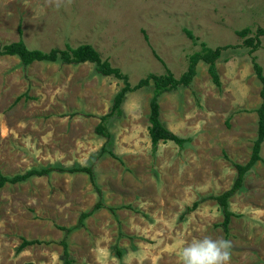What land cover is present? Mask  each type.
I'll return each instance as SVG.
<instances>
[{
    "label": "rangeland",
    "instance_id": "374dc122",
    "mask_svg": "<svg viewBox=\"0 0 264 264\" xmlns=\"http://www.w3.org/2000/svg\"><path fill=\"white\" fill-rule=\"evenodd\" d=\"M243 29L248 37L263 31L252 53L236 34ZM19 39L42 52L88 44L131 86L166 69L179 78L201 43L223 49L215 63L219 86L199 61L189 87L159 97L160 122L187 141L159 142L155 151L147 132L151 85L125 95L105 144L95 127L120 80L90 63L23 67L0 56V174L93 164L102 203L74 227L98 201L86 174L5 184L0 264H62V228H72L65 238L71 264H180L182 246L205 236L232 241L231 264H264V141L229 200L227 234L213 200L184 213L227 190L233 164L250 157L261 102L251 58L264 75V0H0V46ZM23 239L39 243L17 252Z\"/></svg>",
    "mask_w": 264,
    "mask_h": 264
},
{
    "label": "trees",
    "instance_id": "16d2710c",
    "mask_svg": "<svg viewBox=\"0 0 264 264\" xmlns=\"http://www.w3.org/2000/svg\"><path fill=\"white\" fill-rule=\"evenodd\" d=\"M249 30L243 29L237 31L236 34L243 38V45L250 47V53L254 52L258 47L259 39L258 35L263 34L262 30L257 32L254 37H248ZM186 34L190 39L193 40V36L190 32L186 31ZM200 51L194 52L187 58V67L185 72L179 78H174L171 72L166 69L164 74L154 75L148 74L143 79L137 81L134 86H131L128 82V78L123 74L118 68L112 67L108 61L102 60L97 53V51L88 44H82L75 48L66 46L64 49H51L49 52H42L40 50H30L25 47L23 41L19 39L17 42H12L0 46V56H14L19 60V63L26 67L34 62H60L66 65H77L81 63L93 64L95 71L102 76H111L117 80H120L122 86L113 96L111 105L108 112L100 115L98 117V124L95 127V133L103 138H105V144H109L110 135L107 130V123L111 118L121 116V104L128 92L135 91L142 87L151 85L152 95L149 100V112H148V136L151 143L152 151L156 150L157 144L159 142H173L174 144L181 147L187 140L179 138L171 131L166 129L159 119L160 109H159V97L171 91L177 90L179 87H189L196 74V64L202 61L206 64L207 73L216 86H219V78L216 71L215 63L220 56V52L223 48L216 47L215 49L208 48L205 44H200ZM251 63L255 77L260 82L261 88L259 91L260 105L257 108V132L256 138L253 142L252 150L248 161L244 164H233L235 169V177L232 181L231 186L219 195H210L207 197H202L198 201L194 202L191 207L186 208L184 213H189L193 211L200 203L206 200H213L218 210L222 215V221L219 223V227L223 230L225 234L228 232V225L232 212L229 210V200L236 194L243 185L245 175L252 169V167L259 161L260 147L264 141V75L262 74L261 67L255 62V58H251ZM105 152L102 148L96 158L100 157ZM51 173H84L88 176V179L92 186L96 189L98 195V201L86 212H82L79 217L76 226H82L83 221L88 218L94 211L102 207L101 203V193L96 186L94 174H93V164L87 166H74L64 168L57 165H48L40 168H31L23 173L15 174L10 177L0 174V189L5 184H16L24 182L30 178H40L47 177ZM113 211L114 208H109ZM64 231V239L59 242L62 248V264H71L69 259L67 244L65 241L66 236L70 233L72 228H62ZM39 243L36 240H21L16 251H20L27 246Z\"/></svg>",
    "mask_w": 264,
    "mask_h": 264
},
{
    "label": "clouds",
    "instance_id": "9594fccd",
    "mask_svg": "<svg viewBox=\"0 0 264 264\" xmlns=\"http://www.w3.org/2000/svg\"><path fill=\"white\" fill-rule=\"evenodd\" d=\"M232 248V241L224 238L193 239L182 246L180 264H231Z\"/></svg>",
    "mask_w": 264,
    "mask_h": 264
}]
</instances>
